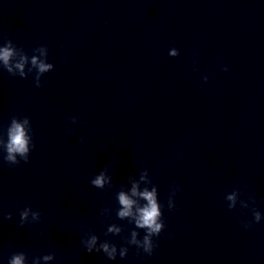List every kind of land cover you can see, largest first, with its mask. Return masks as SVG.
<instances>
[{"label": "clouds", "instance_id": "1", "mask_svg": "<svg viewBox=\"0 0 264 264\" xmlns=\"http://www.w3.org/2000/svg\"><path fill=\"white\" fill-rule=\"evenodd\" d=\"M40 51H44V48H40ZM15 52L11 47L0 48V61L3 62V65L0 66L4 70L7 71L12 76H19L21 78H26L28 74L25 72V64L28 62L27 55H22L18 61L14 62ZM170 55L172 57H177L178 53L175 48L171 51ZM31 65L33 68L38 69L35 74L34 82L36 87H42L41 84V74L48 73L53 70L54 65L52 63H46L38 60L36 56L31 57ZM223 71L227 72L228 68H222ZM29 73H31L32 68H29ZM204 81L207 82L208 77L205 76ZM73 122H75V118H73ZM28 126L26 129L25 126ZM32 131L30 119L28 117L18 118L13 116L11 118L10 124L7 128V139L6 141L3 138H0V146L3 148V160L9 166L18 165L21 160L25 163L29 160V152H30V142H31V150L34 147L32 143V136L29 135V132ZM83 137H81V140ZM19 157V159L17 158ZM141 179H144V176H141ZM110 180L109 177H106L105 173L102 171L99 175H97L94 179L90 181L92 186H95L98 189H103L105 183ZM176 191L178 188L173 190L171 195L168 198V208L169 210H173L175 208L173 197L176 195ZM139 195L146 203L143 205H139L137 201L133 200L129 197L124 191H120L118 193V201L120 208L117 212V216L120 219L131 218V221H134L136 229L145 230V235L142 240L137 239L139 233L137 231L131 232V239L127 240L128 245H133L137 248L139 254V250H142L143 253L147 255H152L153 251L156 247L154 243L153 237H158L160 233L163 231L165 224L162 219L163 212L162 206L158 203L157 200V186H153L152 190L149 191L147 188L143 192H137V187L134 184L132 187V196ZM228 201L231 203L228 204V208L236 209V195H229L227 197ZM253 204L255 203V198H252ZM135 206V211L133 210ZM251 210L253 220L252 221H241V224L244 228L250 229L253 227L254 223H260L264 217L260 211H258L254 206L249 207L247 204L242 205L241 209H249ZM31 213L32 220L29 221L28 217ZM20 226L22 227L25 223L28 222H39L41 219L40 211H33L30 207L24 208L20 212ZM4 219L11 220L12 214L8 213ZM130 221V222H131ZM109 232L119 234L121 232L120 228L115 226L110 227L108 229ZM97 242V237L93 235L91 239L84 241L81 240V243L85 246L87 252L92 253L100 252V248H95ZM103 252L106 254L107 258L110 260H115L117 257V246L115 244L103 243L101 245ZM128 253L127 247H121L119 251V256L121 258L126 257ZM27 254L25 252H15L13 253L9 260L8 264H25ZM55 258L54 254H46L43 256H36L32 258V264H39V260L43 259V261H52Z\"/></svg>", "mask_w": 264, "mask_h": 264}]
</instances>
